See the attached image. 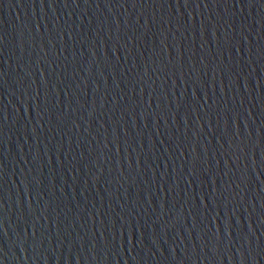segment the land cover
<instances>
[{"label":"water","instance_id":"1","mask_svg":"<svg viewBox=\"0 0 264 264\" xmlns=\"http://www.w3.org/2000/svg\"><path fill=\"white\" fill-rule=\"evenodd\" d=\"M0 264H264V0H0Z\"/></svg>","mask_w":264,"mask_h":264}]
</instances>
